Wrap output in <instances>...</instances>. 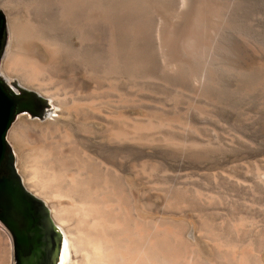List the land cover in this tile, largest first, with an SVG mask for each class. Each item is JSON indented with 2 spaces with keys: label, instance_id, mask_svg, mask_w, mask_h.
<instances>
[{
  "label": "bare ground",
  "instance_id": "6f19581e",
  "mask_svg": "<svg viewBox=\"0 0 264 264\" xmlns=\"http://www.w3.org/2000/svg\"><path fill=\"white\" fill-rule=\"evenodd\" d=\"M13 1L0 0L1 8L7 14V19L5 15L4 18L10 35L4 56V71H19L17 73L22 81L28 82L29 86L31 83L43 95L56 100L62 115L79 117L88 125L83 130L71 120L64 121L59 116L40 122L21 115L10 127L9 138L22 156L24 179L34 196L43 197L48 202L49 208L41 200L61 233L58 264H264V235L254 234L247 239L243 234L247 232H244V218L239 217L231 224L238 240L228 243L216 233L213 214L206 212L213 203L206 201L198 188L203 173L205 170L213 171L215 162L206 164L203 147L189 140L188 133L179 130L182 122L177 118V107L173 106V112L167 115L145 111L141 116H132L130 108L135 107L134 100L124 98L122 92H118L121 94L117 102L109 100L106 93L111 90L114 94L120 90L115 81L109 82L111 85L107 83V89H104L103 82L100 81V84L99 79L92 77L94 69L87 70L81 63L76 70L70 71L61 64L62 69L56 76L63 79L57 80V93H52L42 82L46 78L51 79L48 74L55 72L52 70L53 58L57 50L58 63L60 51L46 42L50 55L48 62L41 61L36 54L28 51L24 44L38 38L37 18L29 13L32 12L30 9L25 10ZM81 1L89 6L90 16L97 21L93 25H98V28L91 32L86 47L80 41L78 47L89 51L93 59L97 60L99 52L103 51L102 43L108 46L107 50L110 49L108 56L113 64L126 56L132 73L139 62V48L146 43L153 44L154 56L163 71L170 62L173 63L168 57L163 59L171 44L178 49L183 60L186 58V52L180 49L182 43H170L167 39V30H163L166 25L160 32L156 28L158 32L155 36L148 37L141 35V30L137 31L135 12L126 9L119 1ZM214 4H205L201 15L212 12ZM102 30L106 34L102 32L104 37L100 38ZM9 75L8 83L12 81ZM2 80L9 86L4 78ZM14 83L10 84L16 90ZM126 91L129 92V89ZM37 95L50 105L48 99ZM31 132L32 135L29 134ZM137 195L147 196L153 204L159 201L165 208H173L174 211L163 209L161 216L164 219L157 221L141 219L134 208ZM147 203L142 205H149ZM186 212L191 213L194 228L188 221L178 219ZM70 222L73 226L69 225ZM221 225L223 227L225 223ZM192 229L194 238L191 240L189 233H193ZM0 236L10 240L2 225ZM199 240L208 242L209 254ZM8 245L7 253H10V241ZM70 252L76 256L73 262L68 256ZM2 253L0 242V255ZM9 264H13L11 256Z\"/></svg>",
  "mask_w": 264,
  "mask_h": 264
},
{
  "label": "rangeland",
  "instance_id": "374dc122",
  "mask_svg": "<svg viewBox=\"0 0 264 264\" xmlns=\"http://www.w3.org/2000/svg\"><path fill=\"white\" fill-rule=\"evenodd\" d=\"M87 1L95 2V0ZM102 1L112 2L115 0ZM116 1L126 6V9L135 12V24L137 31L141 30V35L155 36L159 29L160 32L163 27L167 26L163 29L167 30L165 32L169 36L167 39L170 40V43L171 41L172 43L180 41L183 44L180 49L186 52V58L183 60L178 49L171 44L168 48L169 52L164 54L163 59L168 57L173 63L170 62V65L163 71L160 63L157 62L158 58L154 56V46H151L153 44L146 43L143 45L144 47L140 46L139 48V62L132 73L128 69L127 57L123 56L125 57L124 60L122 59L123 62L117 59L113 64L114 62L112 63L108 56L110 49L107 50L108 46L103 43V51L99 52L97 60L90 56L89 51L79 49V43H84V47H86L91 32L98 28V25H93L97 21L90 16L89 6L81 0H14L13 2L19 3L23 9H30L32 12L29 11V13L37 18L38 38L24 44L29 48L27 50L36 54L41 61L44 59L45 62L50 61V55L45 46L46 42L55 50L60 51L59 62L57 63V50L53 58L52 70H55L54 74H48L51 79L46 78L42 83H46L45 87L52 93H57V86H55L57 80L63 79L56 76L60 68L65 66L69 71L76 70L78 64L81 63L88 68L87 70L94 69L92 77L96 80L99 79V82L102 81L103 83L100 82V84L102 83L101 85L106 87L104 89H107V83L111 85L109 82L114 83L115 81L117 89L120 90L118 89L119 91L114 94L111 90L106 93L105 96L109 97V100L117 102L119 94H121L118 92H122L124 98L134 100L135 107L130 108L132 116H141L145 111L167 115L173 112V106L177 107V118L182 122V129L179 130L188 133L189 140L196 141L203 147L206 164L215 162L213 171L205 170L203 173L198 188L201 194L205 195L206 201L213 203L206 209V212L213 214L212 219L216 226V233L228 243L238 240L235 233L232 232L231 224L242 217L245 220L244 232L247 231L243 234L247 239L254 234L264 235V0ZM208 2L215 3L217 11L214 12L215 9H213L212 12L204 13L203 16L201 8ZM0 10L7 19L6 11L1 8V5ZM102 32L104 31L102 30L100 33L98 31L100 38L104 37V35L101 36ZM104 33L106 34V32ZM9 42L10 35L5 24V40L0 54V77L7 82V75L10 74L12 80L10 83L16 82L50 101V105L42 108L40 115H30L27 111H21L22 114L16 118L17 113L5 134L6 142L13 154L14 167L22 178L25 188L33 194L21 170L22 156L17 153L9 138L11 128L19 117L22 115L28 120L37 119L40 122H46L59 116L64 121L71 120L73 124H76L75 126H79L83 130H86L88 125L84 124L79 117L68 118V116L62 115V111L56 105V100L53 101L50 97L43 95L37 88L32 87L31 83L29 86L28 82L22 81L19 71H17L19 73L13 70L4 71V56ZM196 49L198 50L196 51ZM68 73L70 74V72ZM130 79L132 80L129 81ZM10 83L8 84L13 89ZM121 88L124 92L129 89L132 95L130 96L128 91L124 93ZM127 92L128 94H126ZM97 127L100 128L101 125ZM96 142L102 143L98 140ZM139 196L135 198L134 208L141 219L157 221L164 219L161 216L163 209L169 212L174 211L173 208V210L169 207L165 208L159 201L153 204L152 199L147 196ZM209 197H213L215 201ZM37 198L46 202L43 197L37 196ZM143 202H148L149 205H142ZM46 205H49L48 202ZM183 215L178 219L188 221L194 228L195 224L191 213L186 212ZM51 219L57 225L52 216ZM221 224L224 226L222 227ZM69 225L73 226V222H70ZM192 231L193 233H189L191 240L194 238V230L192 229ZM1 239L0 236L3 249V256L0 255V264H9L11 245L10 253L7 251L8 241L11 243V240ZM199 244L209 254L208 242L199 240ZM68 256L71 257L70 262L75 261L76 256L72 252L70 255L68 253ZM78 258L80 257L78 256Z\"/></svg>",
  "mask_w": 264,
  "mask_h": 264
},
{
  "label": "water",
  "instance_id": "95a60500",
  "mask_svg": "<svg viewBox=\"0 0 264 264\" xmlns=\"http://www.w3.org/2000/svg\"><path fill=\"white\" fill-rule=\"evenodd\" d=\"M4 40L5 18L0 10V54ZM13 85L16 91L0 77V224L10 236L13 264H58L61 233L43 202L22 184L5 139L17 113L40 115L47 103L34 91Z\"/></svg>",
  "mask_w": 264,
  "mask_h": 264
}]
</instances>
